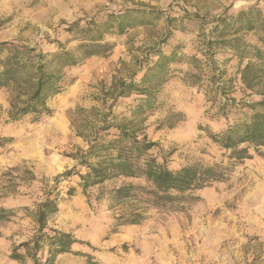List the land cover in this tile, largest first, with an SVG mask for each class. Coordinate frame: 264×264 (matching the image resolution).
Segmentation results:
<instances>
[{"label":"rangeland","instance_id":"374dc122","mask_svg":"<svg viewBox=\"0 0 264 264\" xmlns=\"http://www.w3.org/2000/svg\"><path fill=\"white\" fill-rule=\"evenodd\" d=\"M99 33L112 48L60 70L62 89L47 99L49 112L11 121L14 92L0 88V207L9 209L0 217V264H34L23 248L22 262L10 254L36 232L37 203L56 192L58 210L46 225L78 242L53 264H264V148L250 150L224 180L196 190L181 207H146L138 223L119 216L143 209L142 201L96 195L142 179H107L87 189L89 198L77 175L54 180L68 169L84 173L80 150L103 125L104 139L122 126L155 142L150 153L171 168L231 162L210 135L248 111L225 108V100L261 98L242 84L249 56L234 47L264 51V0H0V49L10 41L35 53L78 52ZM45 255L38 253L40 262Z\"/></svg>","mask_w":264,"mask_h":264},{"label":"trees","instance_id":"16d2710c","mask_svg":"<svg viewBox=\"0 0 264 264\" xmlns=\"http://www.w3.org/2000/svg\"><path fill=\"white\" fill-rule=\"evenodd\" d=\"M134 16L135 14H132V18ZM120 17L114 21L121 31ZM77 25L79 26L77 21L70 24ZM103 40L100 33L89 35L78 45V52L77 49L61 48L49 54L35 53V48L24 45L19 47L10 41L1 42L0 50H6L7 54L0 56V88L10 87L14 92L10 99V120L16 121L27 114H34L37 117L41 113L49 112L47 99L62 89L60 70L78 63L86 56L100 54L112 48L109 42ZM235 41L238 42V38H235ZM234 52L239 57L249 56L239 70L240 80L246 89L258 93L261 98L252 103L229 99L223 103L225 108L233 106L248 109L243 118L229 122L224 130L210 135L212 141L228 152L226 157L231 162L220 161L210 165L193 163L171 168L162 155H159L161 159H158L150 153L151 148L157 145L155 142L144 137L138 139L122 126H116L118 133L115 138L104 139L106 134H102L100 130L109 128V125H103L88 139L87 147L80 150L78 161L84 166V173L68 169L57 175L54 180L60 181L77 175L79 185L89 198L87 189L101 185L107 179L116 177L142 179L144 184L122 182L110 189L101 187L96 195V198L107 195L112 202L129 199L142 201L145 206L143 209L119 216L124 223L140 222L144 218L146 207H181L180 204L197 197L194 194L196 190L214 181L224 180L235 163L250 156V150L264 148V89H256V86L264 81V51L244 43L243 46L234 47ZM155 55L160 61L167 59V55L159 50L155 51ZM221 74L222 72L219 76ZM214 76L210 77L211 80ZM216 88L221 87L218 84ZM90 158L93 161H89ZM72 190V188L69 190L71 194ZM59 200L56 192L53 196L48 194L37 203L33 211L37 230L29 241L19 243L12 249L11 259L22 262L24 256L19 252L20 248L32 258L34 264H53L57 255L71 252L72 245L78 240L67 232L46 225L47 216L58 210ZM8 210L0 207V217L9 212ZM40 251L46 254L43 262L37 257Z\"/></svg>","mask_w":264,"mask_h":264}]
</instances>
